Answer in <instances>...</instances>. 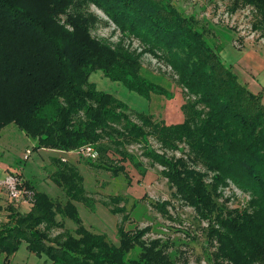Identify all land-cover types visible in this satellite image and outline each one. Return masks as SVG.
<instances>
[{"label":"trees","instance_id":"obj_1","mask_svg":"<svg viewBox=\"0 0 264 264\" xmlns=\"http://www.w3.org/2000/svg\"><path fill=\"white\" fill-rule=\"evenodd\" d=\"M86 1L102 8L152 51H160L178 71L194 96L182 106L184 120L167 124L151 112L132 108L112 92L97 89L96 79L103 75L137 97L150 100L153 94L170 95L142 76L138 60L128 50L92 35L94 19L72 10L74 0H0V136L6 125L14 123L38 141L37 148L62 151L115 135L130 142L154 136L166 149H179L184 143L187 158L149 148L146 155L165 166L166 176L183 197L220 226L211 228L218 243V261L264 264L263 91L254 92L242 82L234 66L226 64L172 3ZM244 1L253 4L264 21V0ZM94 73H99L95 82L90 79ZM49 107H53L51 112ZM85 161L112 170L114 176L122 169L98 160ZM187 162L215 173L217 183L231 180L249 191L248 204L231 210L217 206L213 188L202 181L204 173ZM55 181L69 201L62 207L27 182L33 189V206L25 214L11 207L12 220L0 229V253L13 254L26 241L31 251L46 255L50 264H173L158 239L139 242L137 258L127 256L145 230L134 235L120 226L119 243L113 244L105 233L88 229L72 201L92 205L76 168L64 163ZM119 197L114 195L113 200ZM111 210L119 213L124 207ZM57 213L77 224L74 233L59 244L49 240L48 232L51 225L63 224L56 221Z\"/></svg>","mask_w":264,"mask_h":264},{"label":"rangeland","instance_id":"obj_2","mask_svg":"<svg viewBox=\"0 0 264 264\" xmlns=\"http://www.w3.org/2000/svg\"><path fill=\"white\" fill-rule=\"evenodd\" d=\"M160 1L172 3L178 8L193 27L202 34L207 44L220 52L222 57L228 49L235 48V55L230 57L235 61L239 59L240 50L246 51L245 54H241L240 64L236 63L235 66L233 62L231 63L235 71L242 75V78L240 77L242 82L246 78L257 77L254 68L262 67L264 72V21L253 4L244 0ZM74 2L72 10L77 9L94 19L91 23L92 35L128 50L138 60L142 76L168 90L170 95L153 94L150 100L137 97L132 92H128L121 83H115L107 77L104 78L103 75H101L102 78L96 79L97 89L112 92L118 98L128 102L132 108L151 112L158 120H163L167 124L183 121L185 113L182 106L189 100H193L194 96L184 87L180 74L167 62L163 54L160 51H152V48L143 40L120 28L102 8L86 0H74ZM63 22L66 23L64 19ZM225 62L227 65L230 64L229 60ZM98 74H92L90 79L94 81L93 79L97 78ZM262 93L264 96V92ZM50 108L53 110V107H49V112H51ZM133 117L136 118L135 114ZM146 131L149 132L148 129ZM154 135L156 136V133ZM1 137L7 138L6 141L11 149H15L13 151H22L28 144L33 145L34 143L12 123L6 125L1 131ZM2 138L0 139L1 148L4 146ZM117 140L121 143H117ZM35 142L37 146L36 139ZM94 145L99 152V157L95 160L106 163L109 167H122V169L114 176L112 170L106 169L104 172L107 174H102V169L87 164L91 171H97L95 175L97 187L90 197L92 201L90 206L95 204V209L91 212L93 219L88 224L93 231L105 233L113 244H118L120 226L134 235L145 230V235L141 236L138 242L133 243L135 247L127 255L131 258L138 257L142 247L139 242L149 243L158 239L173 264H232L227 259L221 262L216 258L218 243L216 236L211 234V228L214 226V228H220V226L215 224L213 217L210 219L204 216L202 213L204 209L198 210L191 205L166 176L168 169L165 170V166L154 162L146 155L149 148L169 157L184 156L187 158L188 150L184 143L179 146V149L174 147L166 149L154 136L147 135L143 142H130L124 140L122 135L119 137L115 135L111 138H103ZM29 147L31 150L37 148ZM26 158H22L20 162V164L23 163L21 166L23 168L27 162L31 163V161L40 168L43 165V160L41 161L37 154H34L30 161ZM82 158L85 161L86 157L82 156ZM20 164H16L15 171L10 173V179L6 178L4 183L11 194L13 187L11 182L14 180L16 189L27 190L25 197L29 199L32 197V192L29 191V187L25 189L23 187L25 185L21 184L23 181L19 174ZM187 164L204 173L202 181L213 188V198L217 206L231 210L237 206L243 208L248 204L251 198L249 191L241 189L231 180L227 184L217 183L214 180L215 173L208 171L201 164L191 162ZM93 174L94 172L89 175ZM84 175L88 177L86 173ZM121 182H125V187ZM114 195H119L120 200L114 201ZM118 206H123L124 210L119 213L111 210ZM84 208L88 212L85 206ZM82 220L85 219L82 218ZM48 232L49 240L55 244L64 241L62 237L70 233L69 230L64 232V229L55 226L49 227Z\"/></svg>","mask_w":264,"mask_h":264},{"label":"crops","instance_id":"obj_3","mask_svg":"<svg viewBox=\"0 0 264 264\" xmlns=\"http://www.w3.org/2000/svg\"><path fill=\"white\" fill-rule=\"evenodd\" d=\"M239 52H240V55H239V59H240L241 54L243 53L245 54L246 51L240 50ZM224 54H225V56H223L225 58L224 60L226 61L229 60L230 64L232 62H233L232 64L233 65L235 64V66H236V63L240 64L239 59L235 61L233 60V58L230 59V57L235 55V48H233V50L228 49ZM254 69L256 72L257 79L256 78H253V79L246 78L244 79V82L253 91L255 92L263 91L264 92L263 68L258 67ZM241 76L242 75H239V77ZM12 124L14 126L16 125L14 123ZM5 127L3 129H5ZM26 136L28 138H31L27 134ZM1 138L2 137L0 136V139ZM6 139L7 138L5 137L2 138V142H4V146L2 148L0 147V229H2L4 224L12 220L11 207L15 208L17 211L21 212L22 214H25V213H28L33 206V197L29 199L26 198L27 196L25 197V192L27 190L20 189L23 191L22 198H20L19 200H16L7 191L6 183H4L6 178L7 180L10 179L9 177L11 176L10 173L15 171L16 164L18 163L20 164V162L22 161V158L25 159V157H27L26 160L30 161L32 160L31 157H33L34 154H37L40 156L41 161L43 160V165L41 168L40 166L38 167L36 163L32 161L31 163L27 162V164L24 165L25 166L24 168L21 167L23 166V163L20 164L19 174L21 176V181H23L21 184L25 185L23 187L25 189H28L29 184H31L32 186H34V190L47 194L51 199L58 201L60 203V206L62 207L69 201L70 197L67 195L65 189L55 181V173L64 166V163L78 170L81 177L83 178L82 183H83V187L86 192L85 195L87 197L90 198L92 192L96 190V187H97L96 180L97 179L95 175L97 171L95 170L91 171L87 163L84 160H82L83 159L82 155H79L78 153L74 151H62V150L52 149L48 147H40L36 149L34 148L35 151L33 149L31 150L29 146L36 147V142H35V139L33 138H31L32 141L34 142V143L32 142L33 145L28 144V146H26L25 149L22 151H13L15 149H11ZM82 171L86 173L88 177H86ZM93 172L94 174L90 176L89 174ZM101 173L104 174L106 172H104L103 170V172ZM110 175L112 174L110 173ZM121 184H123L124 186L125 182L124 183L121 182ZM29 191L32 192L33 194V189H30V187H29ZM72 201L76 205L79 214L81 215L82 213L81 216L83 219H85L83 221V223L85 222L84 225L88 229L92 230L88 226V224H90V222L93 219V217L91 216V212H94L95 204L93 205L94 207L93 206L91 207L90 205H87L86 203L82 201H78V200H72ZM84 206L88 209V212L84 210L85 209ZM79 209L81 210V213ZM56 221L62 222L63 223L62 226L61 225L60 226L51 225V227L53 226L59 227L61 229H64V232H67L69 230L70 233H68L67 235L74 233L75 229L77 228L76 222L72 218L65 216L64 214L57 213ZM67 235L63 236L62 238H66ZM0 257H1V264H50L46 255H37L35 252L31 251L28 248V243L26 241H23L19 249L15 251L13 254L8 255L5 252H1Z\"/></svg>","mask_w":264,"mask_h":264},{"label":"built area","instance_id":"obj_4","mask_svg":"<svg viewBox=\"0 0 264 264\" xmlns=\"http://www.w3.org/2000/svg\"><path fill=\"white\" fill-rule=\"evenodd\" d=\"M88 159L91 160H95L99 157V152L96 149L95 145L92 143L89 144H85L84 146L77 148L75 150H72ZM11 184L13 185L12 189H11V196L16 199L19 200L22 197V190H17L16 189V183L14 180H12ZM33 195V194H32Z\"/></svg>","mask_w":264,"mask_h":264}]
</instances>
